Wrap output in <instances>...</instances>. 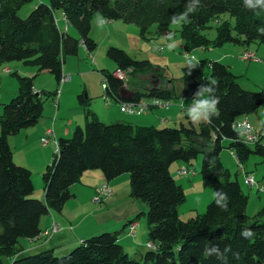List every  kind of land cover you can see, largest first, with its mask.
<instances>
[{
    "label": "trees",
    "instance_id": "16d2710c",
    "mask_svg": "<svg viewBox=\"0 0 264 264\" xmlns=\"http://www.w3.org/2000/svg\"><path fill=\"white\" fill-rule=\"evenodd\" d=\"M33 1L0 0V64L20 61L37 72L48 71L57 83L66 55H76L80 45L88 52L96 48L90 36L95 13L104 21L133 24L144 37L153 24L159 33L168 31L173 24L171 17L178 19L192 8L195 11L187 16L190 22H180L179 29L186 53L225 43L264 45V0H251L255 10L246 7L248 0H47L38 2L26 17H19L17 11ZM55 9L61 10L76 35L60 30ZM224 13L234 19L233 25L229 19H219ZM210 26L216 30L214 39L204 33ZM106 55L116 65L113 71L100 70L103 94L111 99L177 98L173 89L162 86L124 97V81L115 71L145 73L152 64L115 46H109ZM206 64L208 77L203 72ZM10 74L17 79V92L2 104L0 114V264H264V205L248 215V195L237 174L232 178L219 156L223 141L238 162L250 153L264 156L259 144L251 149L233 128L237 118L259 109L264 91L243 89L238 76L219 60L187 59L181 75L183 98L198 99L201 85L216 88L214 94L220 98L218 115H210V123L202 120L198 127L192 121L178 127L105 123L88 110L84 127L77 125L70 137L57 140V149L41 174L44 200H40L33 196L31 171L14 162L8 137L34 126L42 115L44 99L53 97L56 90L35 91L33 76L16 70ZM212 80L215 86L210 84ZM77 97L81 104H87L85 91ZM198 154L202 183L212 186L213 198L202 213L181 220L178 207L185 194L170 166L176 161L190 164ZM96 169L107 181L129 174V195L147 206L142 213L147 223L146 243L154 247H146L135 257L123 249L118 231H102L64 255H55L52 249L22 254L20 239L39 238L41 217L49 211L62 212L73 196L71 186L85 171Z\"/></svg>",
    "mask_w": 264,
    "mask_h": 264
},
{
    "label": "rangeland",
    "instance_id": "374dc122",
    "mask_svg": "<svg viewBox=\"0 0 264 264\" xmlns=\"http://www.w3.org/2000/svg\"><path fill=\"white\" fill-rule=\"evenodd\" d=\"M38 2H47V0H34L33 2H29L23 5L18 11L17 15L21 18H24L28 15V13L34 8V6ZM56 21L60 30H65V20L62 19V12L59 9L54 10ZM220 20L229 19L231 25L234 23V19L229 16L228 13H224L220 16ZM101 16L95 13L92 22H91V31L90 36L96 42V48L88 52L82 45L79 46L78 52L76 55H66L65 62L62 65V69L72 73V79L74 82V87L66 92V96L62 98L59 108L57 109L55 106L56 99L53 97H47L43 102V112L36 124H41L43 120H46L51 126L52 121H56L60 123L62 128L65 127L68 120L75 118H85L88 110L91 112L96 107H103V93L104 88L102 86V75L100 73L101 69H108L110 71L115 70L116 65L114 61H112L107 55L106 50L109 46H115L121 48L126 51V53L134 59L137 60H148L149 63L152 64V69L145 73H135L130 74L131 70L126 72L127 80L125 82V87L137 86V85H147L149 83L154 82V84H158L159 86H167L170 89L174 90L176 99L183 97V82H182V67L186 64L187 58L190 57L193 61H198L205 57H222L221 62L230 66L231 71L235 75H237V82L239 85L246 90L250 91H264V45L258 44L256 42H252L248 45H236L233 43H225L221 46L217 47H208L205 48V51L202 50V47H199L191 52L186 53L183 47V40L181 38L179 29L181 27L180 23H173L169 26V30L159 33L157 31V27L155 24L149 27L144 37L139 34L138 27L133 24L123 23L121 21L106 22L102 21ZM103 23V24H102ZM213 24V22H211ZM67 31L70 34L76 35V30L73 27L67 26ZM204 33L207 35L209 39H214L216 37V30L213 26L207 27L204 30ZM212 48L213 54L209 53ZM211 50V51H212ZM205 52V53H204ZM202 54H206L207 56H203ZM244 54H252L256 60H243L241 57H244ZM8 64H18L19 73L24 74L23 71H27L28 76H33V86L36 90H45L53 92L57 89L58 83L55 80L54 76L46 70L37 72L35 67H28L23 65L20 61H10L7 63L0 64L3 68L4 66H8ZM15 67L12 69L14 70ZM4 70L8 71L6 68ZM205 76H209L210 69L209 65L206 64L203 70ZM26 73V72H25ZM64 73V72H63ZM71 79V80H72ZM16 84L17 89V79L12 76L10 73L6 72L0 75V93L2 94V99L6 97L11 91V83ZM66 87V85L64 86ZM74 88V90H73ZM64 89V88H63ZM78 89V90H75ZM85 91L87 94V104L83 105L79 102L78 95ZM56 98V95L54 94ZM4 100V101H9ZM186 102L191 103L192 100L186 99ZM197 100V99H196ZM3 100H0V103ZM5 103V102H3ZM1 106V105H0ZM93 113V112H92ZM120 115L125 114L123 117H126L128 113H119ZM55 115V117H54ZM131 115V114H129ZM134 114L133 116H136ZM137 116H143V114H139ZM54 117V119H53ZM89 118V116H88ZM99 118V117H98ZM264 118V101L262 102L259 109L252 114H249L250 123L254 126V128L258 130L261 126V121ZM100 120V118H99ZM102 121V120H100ZM191 121V120H190ZM202 121V120H201ZM183 123L188 125L189 120L184 119ZM35 124V125H36ZM135 124V123H134ZM35 125L32 126V129L35 128ZM141 125V124H137ZM180 125L179 122L176 124H172L169 127H178ZM75 122L70 126V133L67 137H70L73 129L75 128ZM84 127V122L82 124ZM198 127V124L195 125ZM65 137V136H63ZM41 144L38 143V146ZM251 149H253L252 145H249ZM205 149H208L207 145H205ZM220 159L225 167H227L232 175V178L237 174V179L241 185L244 193L248 195V203H247V211L251 214L250 216L257 213L262 206L264 205V193L256 192L255 190H251L249 186L243 183L242 173L239 169V163L235 155L232 153L230 149L227 148V142L223 141V148L220 151ZM246 171L251 172L254 179L258 182V184L264 186V156L258 153H250L247 159L240 162ZM185 165L191 170H194L197 174H199V178L201 179V175L199 173L200 165H201V154L195 159H192L190 164L183 163L181 161H176L171 166V172L174 174L175 169L179 165ZM90 172L94 171H85L79 180L86 179L88 180L87 185H96L99 186L100 183L97 180V177ZM100 173L101 171L98 170ZM90 174V175H89ZM102 174V172H101ZM129 176L128 173H123ZM121 174V175H123ZM37 176V173L34 172L33 176ZM180 178V177H177ZM91 183H90V182ZM119 182L120 190L118 193L120 194L121 201L115 204H110L108 200L101 202H94L90 197H88V186L87 187H78L79 183H75L73 188H76L78 191V195L74 199H70L67 203L66 208H69L70 212H73L75 215L77 213H81L80 218H84L87 214L92 213L94 210L97 212L91 215L85 221L84 224L81 223L78 229H75V232L85 231L87 227L89 230H93L95 227L102 226L105 220H108V217L101 216V212L105 209H109V211H105L107 216H112L116 214V212L120 211L123 208L134 209L137 213L139 211L140 204H144L142 201L138 199H133L130 197V186L129 180L126 184L123 182ZM36 193H39L41 190L42 194V179L41 177L37 179ZM96 186V187H97ZM94 187V188H96ZM203 188V189H202ZM206 190V191H202ZM208 190V191H207ZM39 191V192H37ZM210 192L211 194L209 195ZM112 194V193H111ZM106 195V199L111 195ZM185 200L178 207V214L181 220H186L198 213H202L205 210L206 205L213 198V188L212 186H203L201 180V187H199L198 191L191 187H187L184 190ZM93 197V196H92ZM39 199V198H38ZM259 199L261 205L259 204ZM209 201V202H207ZM79 202L80 205H76ZM79 206L78 210L76 207ZM138 209V210H137ZM66 210V209H65ZM54 213V211H52ZM54 214H57L56 212ZM88 218V217H87ZM110 218V217H109ZM114 219H110L111 223ZM141 226L138 228V232L140 230L144 231V239L146 240V218L144 215H139L137 219ZM97 222L95 226L94 222ZM73 223H75L73 221ZM144 227V228H143ZM69 228V227H68ZM66 229L63 231L62 236L64 237V243L67 241L73 242V240L68 239L66 233H73L72 229ZM108 231V230H105ZM102 232V231H101ZM49 233V229L43 233ZM100 233V232H98ZM95 235V234H94ZM49 236V235H48ZM47 236V237H48ZM25 239H20L21 244H23ZM70 243V242H69ZM74 247V246H73ZM72 247V248H73ZM64 250L63 247L55 249V255H64L68 251ZM63 249V250H61ZM147 250L146 246L142 247L140 252L144 253ZM36 252H29L27 254H33ZM129 255L139 257V253L136 254L134 252H130Z\"/></svg>",
    "mask_w": 264,
    "mask_h": 264
},
{
    "label": "crops",
    "instance_id": "0c3cea01",
    "mask_svg": "<svg viewBox=\"0 0 264 264\" xmlns=\"http://www.w3.org/2000/svg\"><path fill=\"white\" fill-rule=\"evenodd\" d=\"M62 19H64L63 15H62ZM101 20L103 21V19L101 18ZM101 21V22H102ZM106 22H113L114 21H106ZM103 24V23H102ZM67 25V24H66ZM116 25V24H115ZM67 29V26H65V30ZM202 50L205 51V48L202 47ZM212 48L210 49L209 53L213 54V50ZM205 53V52H204ZM203 56H207L206 54H202ZM252 55V54H251ZM209 60H221L222 57H216L214 55V57L209 58L208 56L205 57ZM15 67L14 70L19 71V66L18 64H8V66H4L3 68L0 66V75L3 73H10L14 70H12ZM4 68H6L8 71L4 70ZM230 68V66H229ZM63 72H67L65 70L62 69ZM24 74H28L27 71H23ZM26 72V73H25ZM62 72V73H63ZM70 73V72H69ZM72 74V73H71ZM66 85V87H64ZM62 89L60 90L59 96L57 98H55L53 96L54 99H56V103L55 106L58 109L60 102L62 100V98H64L66 95V92L68 90H70L72 87H74V82L73 79L66 83ZM11 92L6 95V97L4 99H2V94L0 93V100H3V102H7L4 100H8L11 97H13L16 92V84L11 83ZM155 86H159L158 84H154V82L149 83L147 85H137V86H130V87H125L122 90V95L124 97H129L133 92L135 91H139V90H145L148 87H155ZM162 87H166L169 88L167 86H162ZM34 88V86H33ZM64 88V89H63ZM35 91H39L36 90L34 88ZM74 90V88H73ZM78 90V89H75ZM0 91H2L0 89ZM183 98V97H181ZM86 99H88L87 94H86ZM103 99V97H102ZM178 99H173V103L168 107V108H164V109H151L146 111L145 113H141L143 114V116H137L139 114H137L136 116H133L134 114H127L126 117H123L125 114L120 115L119 113H122L119 109V103L113 99H110L108 104L106 105L105 102L103 103V107H98V108H94L93 112L94 115L98 118H100V120H102L105 123H111V122H116V121H124V122H128L131 123L132 125H137V124H141V125H152L155 127H163V126H174V124H176L177 122L179 123H183L184 119H187L190 121L189 117L187 116V112L186 109L188 107H191L193 105V101H195L196 99L192 100L191 103L186 102V100H183L180 102L178 101ZM104 101V100H103ZM3 102L0 103V114L2 112V104ZM255 113V112H254ZM55 117V115H54ZM53 117V119H54ZM249 120V115L246 116ZM98 118V119H99ZM241 118V117H240ZM239 119V118H237ZM86 121V117L83 119L82 117L80 118H75V119H71L68 120L65 127L62 128L60 123H57L56 121H52L51 122V126H49L48 122L46 120H43V122H41V124H36L35 128L32 129V127L27 128V129H22L20 130L17 134L15 135H10L8 137V142L9 145L11 147L12 150V156H13V160L16 164L27 167L30 171H31V179H32V183H33V187H34V192H33V196L36 198H39L40 200H44V193H43V188H42V194L41 190L39 193H36V186H37V179H39L41 177L42 172L45 169V166L51 161L53 154L56 151V144L55 141L57 142V140L60 137H67L70 133V127H68L69 125L71 126L74 122L75 125H79L82 126L83 122L85 124ZM250 122V120H249ZM135 123V124H134ZM261 126L262 127L263 123H264V118L261 121ZM258 128V129H260ZM257 129V128H256ZM47 130H52L53 134L51 137H49L48 142L46 144H42L41 143V138L45 136V133ZM38 143H40L41 145L38 146ZM221 160V159H220ZM172 166V164H171ZM171 166H170V172H171ZM182 166L179 165L175 171L174 174L172 173L174 179L176 180L177 183H179L181 185V187L183 188V190H185V188H187L188 186L195 189V191L199 190V187H201V179L199 178V174H197L194 170L193 173L189 174V175H178L177 174V169ZM243 166V165H242ZM244 168V166H243ZM88 171H94V172H90L93 173L96 177L97 180L99 181L100 184H107L108 187L112 190V194L105 200H108L110 202V204H115L121 201V197L120 194L118 193V191L120 190L119 186V182H123V184H126V182L129 180V176H127L126 174L123 175H119L116 178L107 181L103 174H101V172L99 173L98 170H88ZM100 171V170H99ZM245 172L251 173L249 171H246L244 168ZM36 172L37 176H33V173ZM242 173V172H241ZM90 175V174H89ZM243 177V183H244V174H241ZM180 177V178H177ZM87 182L88 180L83 179L81 180V182L78 184V187H87ZM90 182V181H89ZM91 183V182H90ZM245 184V183H244ZM246 185V184H245ZM75 185L71 186V191L73 193V196L70 199H74L77 197L78 195V191L76 188H73ZM96 185H89L88 186V197H90L91 195L93 196L95 194V188ZM204 186V185H203ZM203 189V188H202ZM202 191H206V190H202ZM208 191V190H207ZM209 195L211 194L210 192H208ZM91 196V198H92ZM70 199L66 202L62 212L54 214L52 211H49L47 214L43 215L40 219V229H41V234L39 236V238L37 239H25L24 243L21 244V246L23 247V251L22 254H27L29 252H39L45 249H52L55 252V249L57 248H61L63 247L64 250H68L69 248H72L73 246H76L78 244H80L84 239H86L87 237L97 234L98 232L101 231H118L119 232V242L120 244L123 246V249L130 254V252H134L136 254H142L140 252L141 248L145 245L146 240L144 239V231L140 230L138 232V230H136V236L133 238L130 235H128L127 233V223L130 222L131 220L135 219L138 223L137 229L140 228L141 224L140 222L137 220V214H141L146 211L147 206L145 204H140V206H137L136 208L139 207V211L136 213L134 211V209H128L127 208H123L120 211L116 212V214L112 215V216H107L105 211H109V209H105L101 212V216L104 217H108V220H105V222H103L102 226L100 227H95L93 230H89V227H87L85 229V231H78L75 232V229H78L79 225L84 224L85 221L87 219H90L89 217L91 215H93L94 213L97 212V210L93 211L90 214H87V216H85L84 218H80L81 213H77V215H75L73 212L69 211V208H66L67 203L70 201ZM261 199H259V204L261 205L260 202ZM104 201V200H103ZM209 202V201H207ZM76 205H80L79 202L76 203ZM79 206L76 207V209L78 210ZM66 209V210H65ZM138 210V209H137ZM247 211V208H246ZM248 214H251L250 212L247 211ZM88 217V218H87ZM110 217V218H109ZM110 219H114L113 222L111 223ZM73 221L75 223H73ZM52 222H55L59 225V227L61 228L60 230L51 233L50 236L49 233H45L43 235V233L45 231H47L51 225ZM98 222V221H97ZM97 222L95 221V226L97 225ZM99 223V222H98ZM69 227V228H68ZM72 229L73 233H66V236L68 239L73 240V242L71 243V241H67V243H64V237L62 236V232L66 231V229ZM142 228V226H141ZM144 228V227H143ZM147 234V227H146V233ZM48 236V237H47ZM70 242V243H69ZM61 249V250H63Z\"/></svg>",
    "mask_w": 264,
    "mask_h": 264
},
{
    "label": "built area",
    "instance_id": "2783aa9c",
    "mask_svg": "<svg viewBox=\"0 0 264 264\" xmlns=\"http://www.w3.org/2000/svg\"><path fill=\"white\" fill-rule=\"evenodd\" d=\"M187 59H190L188 57ZM243 60H256L253 55H247L244 54V57H241ZM127 71L124 70H116L115 75L118 76L121 80L125 82L127 80ZM72 79V74L69 72H64L60 74L59 80H58V87L55 91L56 98L59 96L60 90L62 87L70 82ZM103 88L105 87V84H102ZM111 98L107 95L103 94V100L105 104L107 105L109 100ZM183 98H179L178 101H182ZM173 99H163L155 96H143L137 99H124L120 100L119 103V109L121 112L128 113V114H141L145 113L148 110L151 109H164L168 108L172 103ZM233 128L238 132L240 135L241 142L247 145H255L259 144L264 149V123L262 125V130H254V126L249 122L248 118L246 116H242L239 119H236L233 122ZM53 134L52 130H47L45 133V136L41 138V143L46 144L48 142L49 137H51ZM56 149H57V142L55 141ZM239 163V169L244 174V183L248 184L251 190H256V192H263L264 193V186L258 184V182L254 179L253 175L251 173L245 172L242 164ZM193 173V170L189 169L185 165L180 166L177 169L178 175H189ZM112 190L108 187L107 184L103 183L100 184L95 188V194L92 197L93 201H99L106 199V194H111ZM138 223L135 220L134 223L131 226H127V233L131 237L136 236V230H137ZM61 228L59 225L55 222H52L51 227L49 228V236L51 233L56 232L60 230ZM146 246H152L153 244L150 242L146 243Z\"/></svg>",
    "mask_w": 264,
    "mask_h": 264
},
{
    "label": "clouds",
    "instance_id": "9594fccd",
    "mask_svg": "<svg viewBox=\"0 0 264 264\" xmlns=\"http://www.w3.org/2000/svg\"><path fill=\"white\" fill-rule=\"evenodd\" d=\"M246 7L255 10V6L251 4V0H248ZM261 9H264V7H261ZM194 11H195L194 9L189 8L184 14L179 15L178 19L175 16H173L171 17V20L173 23H180V22L185 23V21L186 23H189L190 21L187 20V16L189 12H194ZM189 75H191V72H189ZM210 84L215 86L216 81L212 80ZM214 92H216V88H204L201 85L200 90L196 94L198 99L193 101V105L186 109L187 116L194 125L199 124L201 120H203L205 123H210L211 122L209 120L210 115H214V116L218 115L217 106L220 103V98L219 96L214 94Z\"/></svg>",
    "mask_w": 264,
    "mask_h": 264
},
{
    "label": "bare ground",
    "instance_id": "6f19581e",
    "mask_svg": "<svg viewBox=\"0 0 264 264\" xmlns=\"http://www.w3.org/2000/svg\"><path fill=\"white\" fill-rule=\"evenodd\" d=\"M247 55H251V54H247ZM254 130H257V129H255L254 128ZM258 130H262V127L260 128V129H258ZM247 186H249L248 184H246ZM256 191V190H255ZM106 195H108V194H106ZM94 202H96V201H94ZM134 223V222H133ZM133 223H131V224H129V226H131ZM146 247H151V246H146Z\"/></svg>",
    "mask_w": 264,
    "mask_h": 264
}]
</instances>
